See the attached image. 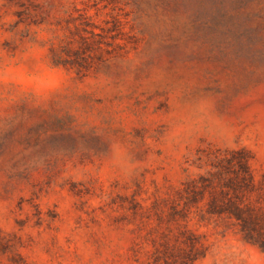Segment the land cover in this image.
Here are the masks:
<instances>
[{"label":"rangeland","instance_id":"obj_1","mask_svg":"<svg viewBox=\"0 0 264 264\" xmlns=\"http://www.w3.org/2000/svg\"><path fill=\"white\" fill-rule=\"evenodd\" d=\"M0 264H264V0H0Z\"/></svg>","mask_w":264,"mask_h":264}]
</instances>
